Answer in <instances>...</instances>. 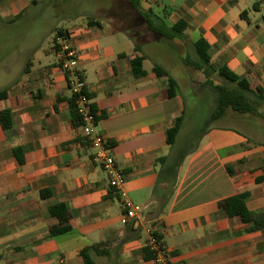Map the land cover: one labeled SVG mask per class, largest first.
<instances>
[{"label": "crops", "instance_id": "0c3cea01", "mask_svg": "<svg viewBox=\"0 0 264 264\" xmlns=\"http://www.w3.org/2000/svg\"><path fill=\"white\" fill-rule=\"evenodd\" d=\"M116 1L125 5V16L111 7L76 10L52 16L46 30L18 36L8 27L32 7L60 12L68 3H80L0 0V90L7 91L0 110L9 109L12 115L8 130L0 125V264H81L84 248L95 264H148L142 248L150 230L174 264H264V228L246 232V223L225 213L227 199L247 190V208L264 216V181H255L264 174V142L256 138L264 128L260 3L140 0L159 18L170 24L184 19L187 27L182 39H165L164 46L142 39L145 74L135 77L130 58L139 53L133 50L129 21L140 16L128 0ZM43 14L39 9L29 18L36 24ZM57 29L70 35L77 72L98 114L96 129L111 142L125 175L119 192L112 191L80 127L71 122V94L54 47ZM199 37L209 45L214 75L226 67L249 83L256 99L253 113L234 112L206 128L187 121L181 90H190L191 113L200 108L198 90L190 75L184 73V80L169 69L172 60L185 67L180 41L186 39L192 47ZM162 48L170 53L169 63L158 54ZM154 64L178 83L174 96H168L167 78L156 76ZM179 116L183 121L172 143L166 131ZM185 135L195 141L199 136L189 153L193 145L179 146ZM16 148L21 151L17 156ZM124 201L143 208L132 225ZM59 204L65 211L51 215L49 209ZM59 227L70 229L51 236Z\"/></svg>", "mask_w": 264, "mask_h": 264}, {"label": "trees", "instance_id": "16d2710c", "mask_svg": "<svg viewBox=\"0 0 264 264\" xmlns=\"http://www.w3.org/2000/svg\"><path fill=\"white\" fill-rule=\"evenodd\" d=\"M131 7L137 12L140 16L146 29L154 35H157L163 39H174V38H183V32L187 27V23L184 19H179L173 24L159 18L156 16L150 9L143 10L140 6V0H128ZM88 20H90L88 18ZM89 22H95L93 19ZM63 31L57 29L55 36L60 35ZM131 39L134 42L133 50L136 53L132 58H130L131 73L135 77H139L145 74V71L142 67V61L144 59L143 54L141 53V41L142 39L134 34L130 35ZM208 43L202 38L199 37L192 43L193 56H190L188 53H185L183 57L184 64L192 66L193 68L198 69L202 72L205 77L206 83L210 85V88L215 92V106L214 110L210 114L208 123L221 118L225 115L232 114L234 112H239L241 114L253 113L254 105L256 99L252 98V89L250 88L249 83L240 78L238 75L228 70L226 67H220L217 70L218 76H220L226 83L214 84L210 80L211 74L216 72V69L210 63V56L208 54ZM156 76H166L167 78V92L168 96H174L178 90V83L176 80L169 75V73L160 65L154 64L152 67ZM7 91L6 89L0 90V100L6 98ZM72 96L68 99V109L70 112V118L73 125L78 126L80 119L77 111L74 107ZM92 107L93 103H92ZM183 121V116L177 117L172 126L167 129V138L172 143L175 140L176 134L179 131L181 123ZM0 125L4 130H8L12 126V115L9 109L0 110ZM202 133H200L201 136ZM197 137L194 145L186 151L187 153L193 151L196 148ZM20 148L14 149L16 156L20 153ZM186 153V154H187ZM18 162H21L22 159L18 158ZM226 170L229 175H232L233 171L228 165H226ZM256 182L264 181V174L256 177ZM113 192H115L112 189ZM48 194V191L41 193L42 196ZM249 197V192L247 190L238 192L227 199V205L225 207V213L228 216H235L240 219L241 222L246 223L248 226L245 231H255L261 228H264V216L263 215H253L246 206V201ZM65 211L64 205L59 204L52 206L49 209L51 215H57ZM133 220L130 223L133 224ZM69 227H59L50 231V235H58L64 232L69 231ZM159 237V236H158ZM89 248H84L81 251L82 263L81 264H95L89 255ZM143 257L148 260L151 257V253L146 246L142 248Z\"/></svg>", "mask_w": 264, "mask_h": 264}, {"label": "built area", "instance_id": "2783aa9c", "mask_svg": "<svg viewBox=\"0 0 264 264\" xmlns=\"http://www.w3.org/2000/svg\"><path fill=\"white\" fill-rule=\"evenodd\" d=\"M262 9L264 17V0H257ZM54 47L56 55L60 62V69L66 76L67 87L73 97V104L79 115V127L83 137L93 150V160L105 171L108 177L110 187L119 192L125 179V175L117 165L111 142L103 136L97 129L98 114L92 107L91 96L87 91L85 81L79 76L77 66V51L70 43V35L63 31L60 35L55 36ZM123 208L127 218H132L134 222L138 221L142 207L133 206L129 201L123 202ZM145 246L151 253L147 260L148 264H174L158 235L148 232Z\"/></svg>", "mask_w": 264, "mask_h": 264}, {"label": "rangeland", "instance_id": "374dc122", "mask_svg": "<svg viewBox=\"0 0 264 264\" xmlns=\"http://www.w3.org/2000/svg\"><path fill=\"white\" fill-rule=\"evenodd\" d=\"M79 1V5H74L72 3H68L67 5H65L62 10L59 11H55L52 12L49 9H46L45 5H39L37 7H32L31 10L27 11V14L24 17L19 18L18 20L15 21V23L11 26L8 27V29L12 28L14 32L18 33V36H25L27 34V31H31L32 29H38V30H46L48 25L50 24L51 21V17L55 16V15H61L63 16V14L65 16H69L70 14H72L74 11L79 10L81 12H90V11H106L111 7V9H115L117 11H119L120 13H122L124 15V11H125V5L121 4L120 2L116 1V0H78ZM141 6L143 8H145V10H147V5L146 3H142ZM41 10L44 14L42 15V17L44 19H41L40 21H37L36 24H33L31 22V19L29 18L30 14L37 12L38 10ZM51 11V12H50ZM125 16V15H124ZM60 18V17H59ZM68 18V17H65ZM123 23L126 25L128 22H126L125 20L123 21ZM129 24H131V26L129 27V32H131L132 34H134L135 36L139 35L140 39H144L146 36L149 37L150 39L154 40L156 45H160V46H164L166 44H168V41L152 34L151 32H149V34L144 35L142 33V31L147 30L145 28L144 25H141V20L140 17L135 16V18H133V20L129 21ZM133 27V29H132ZM4 35L7 34V32H3ZM0 38H4L2 37L1 33H0ZM50 41V37L48 38ZM178 45V44H177ZM182 47L179 46V48L181 50H184L185 52L183 53V55H185V53H188L190 56H193V50L192 47L190 45V43L188 42V40H184V41H180V44ZM122 48V45H120ZM159 56L164 57V59H167L166 56H168V53L166 50H164L163 48L160 49V52H158ZM169 63V61H168ZM185 67L181 68L177 61H173L172 60V64H170L171 69L170 72L171 74L178 76V77H182V79L186 80L184 77V73H187L188 75H190L194 80H193V87L194 89H197L198 91L195 92L196 96L198 97V100H195V102H199L200 104V108L199 110H196L194 113H191L189 106L192 100V96L190 93V90L187 88H184L183 90H181V93L185 99V102L187 104V109L186 110V118L187 121H191L193 124L198 125V127H203L206 128L209 127L210 123H203L205 119H207L210 114L212 113V111L214 110V106H215V92L210 88V85L205 81V77L202 74L201 71H199L196 68H193L192 66H189L187 64H184ZM211 82L215 83V84H222V83H226L225 80H223L220 76L216 75H212L210 77ZM182 87H185V85L182 84ZM194 95V96H195ZM208 104V105H207ZM190 126V123H189ZM234 126V124H233ZM242 128V126H240ZM262 129V128H261ZM182 138V136H181ZM190 138V139H189ZM187 137L186 135L182 138V140H180L181 142H179V146H184L185 148H189V146L194 145L195 140L191 139V137ZM257 139H259L260 142H264V128L262 130H260V133L257 135L256 137ZM264 170V169H262Z\"/></svg>", "mask_w": 264, "mask_h": 264}]
</instances>
